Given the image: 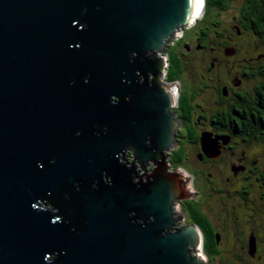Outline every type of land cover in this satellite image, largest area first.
<instances>
[{
	"label": "water",
	"instance_id": "obj_1",
	"mask_svg": "<svg viewBox=\"0 0 264 264\" xmlns=\"http://www.w3.org/2000/svg\"><path fill=\"white\" fill-rule=\"evenodd\" d=\"M196 3L0 0V264L202 263L191 227L168 232L179 183L161 149L177 122L145 55Z\"/></svg>",
	"mask_w": 264,
	"mask_h": 264
},
{
	"label": "flooded vegetation",
	"instance_id": "obj_2",
	"mask_svg": "<svg viewBox=\"0 0 264 264\" xmlns=\"http://www.w3.org/2000/svg\"><path fill=\"white\" fill-rule=\"evenodd\" d=\"M208 11L217 18L179 27L164 43L165 53H145L163 62L158 85L167 90V114L177 122L172 143L161 149L166 175L179 183L168 232H196L194 251L186 246L192 262L264 264V19L256 27L249 20L264 15V0H227L222 10ZM205 13L204 3L197 17ZM145 74L151 87V73ZM137 79L143 83L142 74ZM109 100L119 102L113 95ZM134 159L124 150L126 163L133 161L142 176ZM146 163V175L153 174L156 164Z\"/></svg>",
	"mask_w": 264,
	"mask_h": 264
},
{
	"label": "trees",
	"instance_id": "obj_3",
	"mask_svg": "<svg viewBox=\"0 0 264 264\" xmlns=\"http://www.w3.org/2000/svg\"><path fill=\"white\" fill-rule=\"evenodd\" d=\"M227 0H205V14L204 17H201V19H199V22L196 25L197 27H200L202 25V23H205V20H208L209 18L213 17V18H217V13L216 12H209L208 9L210 7H215L219 10L223 9V6L226 5ZM226 14V13H225ZM222 15V14H221ZM254 18V19H253ZM253 18H249L250 22L253 24L254 27L258 26V24L263 21L262 19H264V15L262 12H257V14L255 15V17ZM256 30V29H253ZM174 55V53H173ZM259 184H263L262 181L258 182Z\"/></svg>",
	"mask_w": 264,
	"mask_h": 264
},
{
	"label": "rangeland",
	"instance_id": "obj_4",
	"mask_svg": "<svg viewBox=\"0 0 264 264\" xmlns=\"http://www.w3.org/2000/svg\"><path fill=\"white\" fill-rule=\"evenodd\" d=\"M231 15H232L231 12H229V13H227V14L223 13V14L221 15L222 20L227 21ZM196 19L199 20L200 17L198 16V17H196ZM193 26H194V25L191 26V27H192L191 29H193ZM186 169H187V167H186Z\"/></svg>",
	"mask_w": 264,
	"mask_h": 264
},
{
	"label": "bare ground",
	"instance_id": "obj_5",
	"mask_svg": "<svg viewBox=\"0 0 264 264\" xmlns=\"http://www.w3.org/2000/svg\"><path fill=\"white\" fill-rule=\"evenodd\" d=\"M203 4V0H197V3H196V9L197 11L199 12V10L201 9V6ZM200 13V12H199Z\"/></svg>",
	"mask_w": 264,
	"mask_h": 264
}]
</instances>
